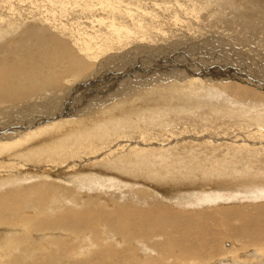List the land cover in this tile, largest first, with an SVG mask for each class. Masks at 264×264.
Masks as SVG:
<instances>
[{"label":"bare ground","instance_id":"obj_1","mask_svg":"<svg viewBox=\"0 0 264 264\" xmlns=\"http://www.w3.org/2000/svg\"><path fill=\"white\" fill-rule=\"evenodd\" d=\"M168 3L0 0V264H264V183L229 190L235 196L205 185L170 198L155 186L154 165L142 164L157 150L148 148L151 139L123 146L110 126L83 124L114 105L135 107L143 91L160 103L219 95L234 107L264 105V53L253 60L233 45L227 55L219 41L187 29ZM208 56L226 59L223 67ZM254 62L261 72L250 77L243 71ZM224 111L170 116L182 125L172 148L202 152L192 173L222 161L231 181L264 182V117L251 108ZM203 121L200 132L191 126ZM49 141L56 144L35 151ZM87 154L107 159L71 160ZM46 161L48 168L20 175Z\"/></svg>","mask_w":264,"mask_h":264},{"label":"rangeland","instance_id":"obj_2","mask_svg":"<svg viewBox=\"0 0 264 264\" xmlns=\"http://www.w3.org/2000/svg\"><path fill=\"white\" fill-rule=\"evenodd\" d=\"M168 2L170 10H173V12L179 17L187 18V29L195 30L198 35L204 33V41H219L217 42L218 47L220 48L222 46L224 52L233 51L234 45L237 47L235 49L242 51V54L250 56L253 60H261L259 53H264V0H182L184 6L181 4L176 5L175 0H168ZM151 5L152 3L146 7L152 8ZM187 7L189 8V15ZM153 9H155V11H160L157 10L156 7H153ZM229 23L235 28L230 27L231 24ZM204 25L209 26L205 27ZM183 31H187L186 27H184ZM208 33L209 35H212L208 36ZM213 35L215 36L213 37ZM223 37L224 40L226 39L225 43L222 41ZM199 56H201V54H199ZM13 57L18 58V56L15 55ZM209 58V56L205 58L203 57V60L206 59L205 62H208L213 67H223L221 61L223 62L226 60L222 58L220 61H217L215 58ZM228 64H231V68L238 70V72L242 71L243 67L236 64L233 60ZM243 64H247V62H244ZM10 65L18 66L19 62L15 61L10 63ZM249 66L250 69L243 72L247 75L250 73V77L261 72L255 62L253 65L249 64ZM213 74L215 73H211V75ZM236 76H241V74L238 73ZM246 77L249 78L248 76ZM162 88L171 87L169 84L167 87ZM146 93L147 92L143 91V94L140 95L141 100H139V96L136 98L135 101L137 105L133 108H130L128 105H114L107 115L102 116V119L92 120V116H88L85 119L84 117L78 119L77 122H81L84 119L83 124L89 126L93 125L98 130L110 126L112 130H110L111 135L109 136H118L120 140L125 141L122 143L123 146L124 144L129 145L131 143L132 145H135L136 143H134V141L137 140L138 137L151 139V144H148V148H156L157 150L154 155L151 156L149 161H144L142 164L154 165L158 172L157 185L155 186L158 188V191L164 192L170 198L172 195L179 197L186 196V193H190L189 191L192 190L201 193L208 189L205 185L215 186L218 193L223 195L230 194L232 196H235L236 194L233 193L237 191L241 192L239 190L242 188V192H246L251 187L255 188L262 186V183L264 182L260 183L259 181H252V183L251 180L231 181L230 179L233 176L230 172H225V166H221L222 161H217L216 164L213 163L207 173H192L191 170H195L194 164L198 158H201L202 152L200 150H195V147L193 149L187 148L183 151H178L172 148L174 142L177 141V139H172L179 137L178 132L181 133L182 125L181 123H176V120L174 119H169V117H180L182 115L188 116L190 115V111L203 108H211V111L217 112L218 116L222 115V111L224 110L223 113L226 114L228 112L234 113L238 110L243 111L247 108H251L255 115L258 117H264L263 104L244 105L239 102V105L234 107L228 98L219 95H197V97L192 100L190 96L186 99V95L176 99L175 97H169L162 100L164 101L163 103H160L158 102V99L149 100L145 95ZM222 99L226 100L224 101ZM158 103L162 104V106H156ZM249 116L252 115L249 113ZM201 123L202 125H207V122L203 121L192 124L191 126L195 128L197 132H200ZM124 126H130L131 128L128 132L119 129ZM58 132L62 131H55V133ZM62 133L68 132L65 130ZM68 137L69 135L61 138L57 143H64ZM202 138H206L205 134ZM54 144L49 141L46 146L38 148L35 151L46 150ZM126 149L127 147H124L123 152L126 151ZM229 154L230 156H233L232 159H235L236 161L240 159V157H234L232 152H228V156ZM67 155L68 152L64 150L63 157H66ZM253 155L258 156V152H254ZM73 158L76 160L74 161V159H71L74 164L82 163V165H93L94 163H98L101 159H107V157L92 159V155L89 154H87L86 158ZM227 160H229V158ZM3 162H6V159L0 158V163ZM69 162L70 161L68 160L65 163ZM28 165L30 167L26 171H22L20 173L21 176H29L42 171V169L48 168L47 161L40 165V168L34 167L31 163ZM234 171L236 172V169H234ZM239 173H241V171H239ZM6 174H3L2 178L7 179ZM195 184L196 186H194Z\"/></svg>","mask_w":264,"mask_h":264}]
</instances>
